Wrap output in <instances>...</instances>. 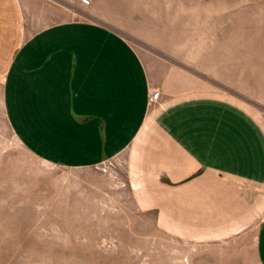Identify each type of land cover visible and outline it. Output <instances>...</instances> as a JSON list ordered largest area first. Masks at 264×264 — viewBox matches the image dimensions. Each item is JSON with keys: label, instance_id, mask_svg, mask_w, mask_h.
Masks as SVG:
<instances>
[{"label": "crops", "instance_id": "1", "mask_svg": "<svg viewBox=\"0 0 264 264\" xmlns=\"http://www.w3.org/2000/svg\"><path fill=\"white\" fill-rule=\"evenodd\" d=\"M128 18L122 0H0L8 124L51 164L125 159L148 205L179 228L262 218L264 260V125L239 103L174 91Z\"/></svg>", "mask_w": 264, "mask_h": 264}, {"label": "rangeland", "instance_id": "2", "mask_svg": "<svg viewBox=\"0 0 264 264\" xmlns=\"http://www.w3.org/2000/svg\"><path fill=\"white\" fill-rule=\"evenodd\" d=\"M122 3L132 40L168 66L174 91L239 103L264 125V0ZM133 174L123 158L91 167L41 159L0 97V264H264L262 218L179 228L148 205Z\"/></svg>", "mask_w": 264, "mask_h": 264}, {"label": "built area", "instance_id": "3", "mask_svg": "<svg viewBox=\"0 0 264 264\" xmlns=\"http://www.w3.org/2000/svg\"><path fill=\"white\" fill-rule=\"evenodd\" d=\"M83 3L85 4H89L90 0H81ZM159 96H160V91L159 90H155V92L152 95V100L153 101H158L159 100Z\"/></svg>", "mask_w": 264, "mask_h": 264}]
</instances>
